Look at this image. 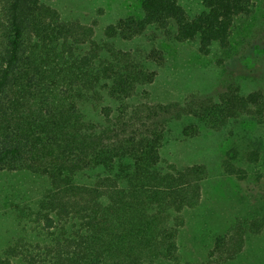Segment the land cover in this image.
Listing matches in <instances>:
<instances>
[{"label": "trees", "instance_id": "1", "mask_svg": "<svg viewBox=\"0 0 264 264\" xmlns=\"http://www.w3.org/2000/svg\"><path fill=\"white\" fill-rule=\"evenodd\" d=\"M53 1L0 0V173L44 181L40 198L16 208L36 242L14 240L0 264H177L183 212L199 205L207 170L165 165L167 122L187 120L183 133L195 136L248 118L264 132V96L228 86L216 100L134 103L164 57L122 47L172 28L175 42L208 55L229 45L252 0H202L195 16L176 0H133L138 12L106 26L99 43ZM263 233L264 218L236 220L200 264H232Z\"/></svg>", "mask_w": 264, "mask_h": 264}, {"label": "rangeland", "instance_id": "2", "mask_svg": "<svg viewBox=\"0 0 264 264\" xmlns=\"http://www.w3.org/2000/svg\"><path fill=\"white\" fill-rule=\"evenodd\" d=\"M176 2L190 16L203 11L202 0ZM52 5L63 19L92 27L94 43H99L106 26L138 12L133 0H54ZM172 31L150 32L148 39L122 47L159 49L164 57L154 68L155 80L139 88L132 102L183 105L190 97L216 100L228 86L244 95L259 91L264 96V0H252L250 13L235 20L229 45L214 47L208 55L200 54L194 42H175ZM189 123L169 120L161 148L165 165L178 169L203 165L207 170L199 205L183 212L177 264L202 263L215 237L236 220L264 218V132L248 118H240L220 131L202 128L192 136L183 133ZM253 152H258V162L251 160ZM227 162L243 173H229ZM43 187V180L25 172L0 173V251L19 238L36 242L33 228L19 224L16 208L31 206ZM248 241L249 248L232 264H264V233Z\"/></svg>", "mask_w": 264, "mask_h": 264}]
</instances>
